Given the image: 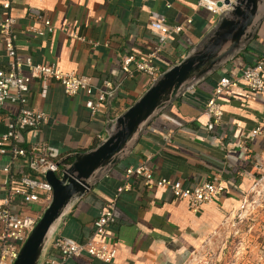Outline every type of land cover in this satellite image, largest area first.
I'll return each mask as SVG.
<instances>
[{
  "label": "crops",
  "instance_id": "0c3cea01",
  "mask_svg": "<svg viewBox=\"0 0 264 264\" xmlns=\"http://www.w3.org/2000/svg\"><path fill=\"white\" fill-rule=\"evenodd\" d=\"M1 1L0 18L11 15L16 19L15 45L20 55L90 75L96 87L102 86L105 79L117 81L120 96L113 109L116 114L150 85L144 73L129 76L121 64L126 55L144 58L160 45L161 34L151 27L153 20L165 17L170 25H183V31L168 39L157 54L156 62L163 71L180 61L217 19L197 6L199 0H10L8 9ZM32 9L40 10L53 22V33L39 36L29 30L35 23L43 26ZM71 33L84 38H75ZM263 51L264 23L245 52L166 109L130 157L71 205L57 223L39 264L59 256L53 246L55 238L68 236L85 242L93 236L94 220L115 197L117 221L106 240L117 248V257L106 263L84 256L66 264H184L192 251L202 248L215 232H222L224 221L241 206V195L255 177L247 165L255 162V170L264 169V89L252 93L239 86L223 95V120L213 130L208 128L205 105L222 76L238 75ZM8 60L0 38V67L7 68ZM85 101L83 92L68 96L58 82L35 79L30 106L47 113L49 123L36 135L23 132L21 140L29 146L34 138H41L57 161L95 146L106 136L105 116L93 117ZM17 112L18 107L12 104L0 111V135L7 131L6 118ZM257 127L262 133L253 137L252 130ZM170 131L172 138L167 143L162 134ZM143 162L150 165L156 178L199 185L216 176L226 188L197 211L187 201L174 197L168 188L147 187L143 177H129V187L119 192L127 180L126 169ZM8 164L9 172L4 171ZM24 170L25 164L14 160L11 152L0 153V197L9 189L11 176L17 180Z\"/></svg>",
  "mask_w": 264,
  "mask_h": 264
},
{
  "label": "built area",
  "instance_id": "2783aa9c",
  "mask_svg": "<svg viewBox=\"0 0 264 264\" xmlns=\"http://www.w3.org/2000/svg\"><path fill=\"white\" fill-rule=\"evenodd\" d=\"M229 1L233 2L234 0ZM230 2L199 0L197 6L219 16L230 8ZM1 5L8 9L11 6V1L2 0ZM32 13L43 26L32 24L29 26L30 31L39 36L54 32L53 22L40 10L32 9ZM187 21L191 22L192 19L189 18ZM15 24L16 19L11 15L0 18V38L9 57L7 68L0 67V111L7 104L18 107L17 114L14 117H7L5 120L7 131L0 135V153L11 152L14 160L25 164V170L17 177V180L13 175L11 176L9 189L3 197H0V264H14L22 246L51 202L53 188L46 179L47 172L58 173L61 171L62 173L61 166L52 157L50 147L44 140L34 138L28 147L20 145L23 131L28 129L36 135L43 125L49 123L47 113L30 106L33 81L35 79L41 82L54 80L63 87L68 96L83 92L86 95L85 105L93 117L105 116L108 96L116 89L111 79H105L102 86L96 87L93 77L90 75L77 71H65L55 62L37 63L31 57L20 55L15 45ZM151 27L160 32L162 38L160 45L144 58L134 54L126 55L122 57L121 64L124 73L132 77L136 72L144 73L150 84L162 72V68L156 62L157 54L162 51V47L168 39L183 31L182 24L170 25L165 17L153 20ZM71 35L78 39L84 38L76 33H71ZM239 86L247 88L252 93L264 89V51L254 64L243 67L238 75H226L219 79L205 105V112L209 115L208 128L210 130H213L223 120L224 109L220 98ZM1 120L2 116L0 115V122ZM261 133L259 127L252 130L253 137ZM162 135L167 143L171 142V131ZM240 146H243V143H240ZM10 166L8 164L4 171L9 172ZM132 176L143 177L149 188H168L174 197L187 201L194 211L214 201L226 188L224 181L216 176L199 185H190L182 179L156 178L150 165L143 162L126 169L127 180L118 189L119 192L129 187L128 178ZM116 203L117 198L115 197L108 206L101 210L94 220V235L87 241L78 242L68 236L55 238L53 246L59 256L48 258L47 264H66L70 259L84 256L106 263L114 261L118 250L111 246L106 238L111 232L112 225L117 221ZM34 206H39L41 210L33 209ZM227 220L224 221V224ZM216 235L215 232L213 238ZM213 238H210L202 248L192 251L189 262L184 264H192L195 261H197L196 264H201L202 251L212 244Z\"/></svg>",
  "mask_w": 264,
  "mask_h": 264
},
{
  "label": "water",
  "instance_id": "95a60500",
  "mask_svg": "<svg viewBox=\"0 0 264 264\" xmlns=\"http://www.w3.org/2000/svg\"><path fill=\"white\" fill-rule=\"evenodd\" d=\"M226 2H230L226 0ZM264 23V0H234L183 58L165 68L126 109L114 114L120 88L108 96L106 136L89 149L69 153L57 161L61 176L46 174L52 200L22 246L14 264H39L53 231L71 205L107 177L133 153L153 122L193 87L245 52ZM73 158L72 162L66 160Z\"/></svg>",
  "mask_w": 264,
  "mask_h": 264
},
{
  "label": "rangeland",
  "instance_id": "374dc122",
  "mask_svg": "<svg viewBox=\"0 0 264 264\" xmlns=\"http://www.w3.org/2000/svg\"><path fill=\"white\" fill-rule=\"evenodd\" d=\"M260 173L262 176L254 177L245 188L241 206L222 232L219 230L212 244L203 249L201 264H264V169ZM33 209L41 210L39 206Z\"/></svg>",
  "mask_w": 264,
  "mask_h": 264
},
{
  "label": "trees",
  "instance_id": "16d2710c",
  "mask_svg": "<svg viewBox=\"0 0 264 264\" xmlns=\"http://www.w3.org/2000/svg\"><path fill=\"white\" fill-rule=\"evenodd\" d=\"M154 124V123H153ZM24 133H28V132H30L28 129L27 130H25V131H23ZM22 132V133H23ZM98 142V141H97ZM96 144V143H95ZM20 145L21 146H23V147H28L27 145H25L24 144V142L21 140L20 141ZM72 160H73V158H69V159H67L66 160V162L67 163H70V162H72ZM250 165V166H249ZM254 166H256V163L254 162V163H252V162H250L248 165H247V167H248V169L250 170V171H253L254 172V176H255V178H257V179H259V177H261L262 176V174L259 172V171H257V170H255L254 169ZM246 167V168H247ZM62 168V167H61ZM59 176H61V171H59L58 173H57ZM40 194H43L42 192H40Z\"/></svg>",
  "mask_w": 264,
  "mask_h": 264
}]
</instances>
